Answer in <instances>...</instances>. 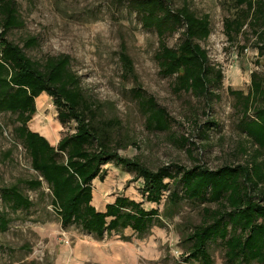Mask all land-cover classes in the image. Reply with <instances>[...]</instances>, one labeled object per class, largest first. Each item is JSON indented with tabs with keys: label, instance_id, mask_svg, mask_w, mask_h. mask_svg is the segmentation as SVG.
<instances>
[{
	"label": "rangeland",
	"instance_id": "obj_1",
	"mask_svg": "<svg viewBox=\"0 0 264 264\" xmlns=\"http://www.w3.org/2000/svg\"><path fill=\"white\" fill-rule=\"evenodd\" d=\"M14 2L23 24L7 33L9 41L39 63L51 56L70 58L71 71L79 77L84 96L94 108V123L102 127L109 122L104 131L121 157L153 171L166 166L173 173L176 167L199 165L216 170L248 162L252 145L239 128L241 115L231 92L247 94L251 74L264 75V57L256 48L257 32L264 27H245L231 42L224 32V21L237 13L235 0H167L174 11L186 8L208 17L211 33L200 44L223 73L219 98L214 100L173 92L172 79L159 74L154 59L157 35L141 26L136 14L127 9L128 0ZM178 42L179 34L166 39L169 47ZM123 55L131 64L129 72L124 69ZM135 90L165 109L169 130L146 127ZM35 110L28 128L52 146L73 133V123H59L48 95L41 94L35 100ZM16 126V115L0 113V212L8 221L0 232V264H200L188 258L190 244L185 238L200 224L202 209H214V203L181 198L176 206H170L165 191L157 207L160 223L141 236L125 230L97 239L80 227L63 229L47 185L43 183L36 190L25 185L37 174L15 138ZM103 168V181L96 180L92 200L98 211L118 195L141 199L142 180L135 174L113 163ZM12 186L29 198L30 209H9L1 190ZM172 189L182 197L180 184ZM208 252L214 264H228L219 239L209 243Z\"/></svg>",
	"mask_w": 264,
	"mask_h": 264
},
{
	"label": "trees",
	"instance_id": "obj_2",
	"mask_svg": "<svg viewBox=\"0 0 264 264\" xmlns=\"http://www.w3.org/2000/svg\"><path fill=\"white\" fill-rule=\"evenodd\" d=\"M235 3L237 13L224 21V32L231 42L244 33L245 27H264V0H235ZM126 7L136 14L144 29L156 33L158 46L154 59L159 74L172 79L173 92L206 100L219 98L222 70L210 61L200 44L211 33L207 16L199 17L186 8L174 11L167 0H128ZM22 24L14 0H0V113L17 116L15 138L37 174L25 185L34 190L43 183L47 185L61 228L80 227L97 239L125 230L141 236L160 223L157 207L167 191L170 206H176L181 198L215 205L214 209H202L200 224L186 236L190 244L188 258L200 264H214L208 245L219 239L228 264H264V75L251 74L247 94L231 92L241 115L239 128L252 145L248 162L216 170L196 165L176 167L175 173L166 166L153 171L136 160L121 157L111 147L104 131L110 124L100 127L94 123V108L84 96L79 77L71 71L68 56H51L39 63L9 41L7 33ZM173 34H179V42L169 47L166 39ZM256 48L264 57V30L257 32ZM123 63L129 72L131 64L127 56L123 55ZM41 94L52 99L61 125L74 124L73 133L63 136L56 146L28 128L36 111L35 100ZM134 96L147 128L169 130L170 119L165 109L139 90L134 91ZM109 163L142 180L141 199L135 201L118 195L101 212L92 205L93 181H103V167ZM176 184L181 185L182 197L176 190H170ZM1 198L12 212L32 206L16 186L1 190ZM4 215L0 212V232L8 224Z\"/></svg>",
	"mask_w": 264,
	"mask_h": 264
},
{
	"label": "crops",
	"instance_id": "obj_3",
	"mask_svg": "<svg viewBox=\"0 0 264 264\" xmlns=\"http://www.w3.org/2000/svg\"><path fill=\"white\" fill-rule=\"evenodd\" d=\"M96 180L99 181L98 179H95V180L93 181V192H94V186H95V182H96ZM135 201H139V200H135ZM108 203H111V202H108ZM108 203H106V204H108ZM106 204H105V205H106ZM105 205H104L103 209H101V210H99V211L103 212V211L105 210Z\"/></svg>",
	"mask_w": 264,
	"mask_h": 264
}]
</instances>
